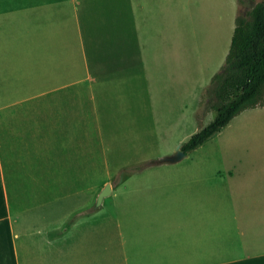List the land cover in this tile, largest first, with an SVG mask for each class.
<instances>
[{"label": "crops", "instance_id": "1", "mask_svg": "<svg viewBox=\"0 0 264 264\" xmlns=\"http://www.w3.org/2000/svg\"><path fill=\"white\" fill-rule=\"evenodd\" d=\"M185 1L0 0V264H264V104L228 170L138 166L193 74Z\"/></svg>", "mask_w": 264, "mask_h": 264}, {"label": "rangeland", "instance_id": "2", "mask_svg": "<svg viewBox=\"0 0 264 264\" xmlns=\"http://www.w3.org/2000/svg\"><path fill=\"white\" fill-rule=\"evenodd\" d=\"M261 1L264 0L185 1L186 23L188 12L190 13L193 74L189 86L186 84L181 93L177 92L171 106H165L164 112L159 114L158 118L162 126L158 127L159 133L155 136V140L145 142V159L138 166H146L150 161L173 154L178 145L185 142L213 117V111L197 116L202 106L203 92L210 82V76L220 71L224 64L236 15L245 14L254 3ZM180 17L181 14H178V18ZM189 91L192 95L191 103L185 106L180 100L186 101ZM261 101H264V96ZM231 120L219 133L213 134L203 144L189 152L186 158L157 166H173L179 169H189V167L230 169V156L237 146H233L231 140ZM117 178L118 176L113 175L109 182L114 183Z\"/></svg>", "mask_w": 264, "mask_h": 264}, {"label": "trees", "instance_id": "3", "mask_svg": "<svg viewBox=\"0 0 264 264\" xmlns=\"http://www.w3.org/2000/svg\"><path fill=\"white\" fill-rule=\"evenodd\" d=\"M264 1L237 14L230 45L220 71L203 92L197 116L213 111V118L180 145L188 153L219 132L242 110L263 105Z\"/></svg>", "mask_w": 264, "mask_h": 264}, {"label": "water", "instance_id": "4", "mask_svg": "<svg viewBox=\"0 0 264 264\" xmlns=\"http://www.w3.org/2000/svg\"><path fill=\"white\" fill-rule=\"evenodd\" d=\"M180 145L177 146V148L175 149L174 153L171 154L170 156H167L165 158L159 159L157 160V163L161 164V163H173L176 162L180 159H182L183 157H185L186 153L180 150ZM110 193V188H109V184H105L104 187L102 188V190L98 193L97 198H96V204L99 205L102 201V199L109 195Z\"/></svg>", "mask_w": 264, "mask_h": 264}]
</instances>
